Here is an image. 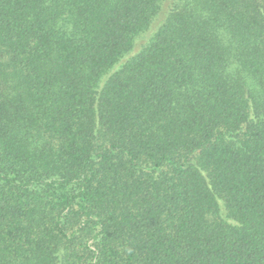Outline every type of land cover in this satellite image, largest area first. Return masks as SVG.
Masks as SVG:
<instances>
[{"label": "trees", "instance_id": "16d2710c", "mask_svg": "<svg viewBox=\"0 0 264 264\" xmlns=\"http://www.w3.org/2000/svg\"><path fill=\"white\" fill-rule=\"evenodd\" d=\"M0 264H264V0H0Z\"/></svg>", "mask_w": 264, "mask_h": 264}]
</instances>
